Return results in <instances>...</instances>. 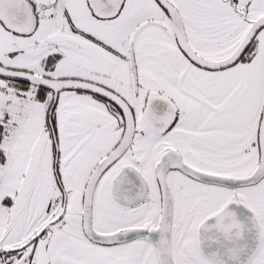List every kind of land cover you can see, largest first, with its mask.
Wrapping results in <instances>:
<instances>
[{
	"label": "snow or ice",
	"instance_id": "obj_1",
	"mask_svg": "<svg viewBox=\"0 0 264 264\" xmlns=\"http://www.w3.org/2000/svg\"><path fill=\"white\" fill-rule=\"evenodd\" d=\"M0 264H264V0H0Z\"/></svg>",
	"mask_w": 264,
	"mask_h": 264
}]
</instances>
